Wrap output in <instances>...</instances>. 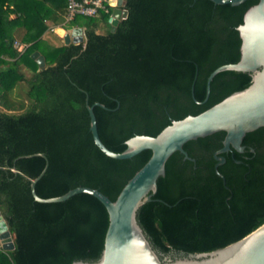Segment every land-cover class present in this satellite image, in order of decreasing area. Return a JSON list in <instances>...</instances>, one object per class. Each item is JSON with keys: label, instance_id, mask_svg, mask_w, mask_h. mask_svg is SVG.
<instances>
[{"label": "trees", "instance_id": "obj_1", "mask_svg": "<svg viewBox=\"0 0 264 264\" xmlns=\"http://www.w3.org/2000/svg\"><path fill=\"white\" fill-rule=\"evenodd\" d=\"M258 1L125 0L129 14L115 31L109 14L91 17L109 25L102 31L84 16L66 23L68 0H0V99L12 100L23 83L31 100L19 114L11 112L22 103L0 110V210L15 243L11 251L0 247V264L100 258L109 225L105 205L88 193L38 202L31 180L48 164L36 183L39 196L88 186L115 200L152 151L128 159L106 155L90 129L87 98L90 105H106L94 108L100 137L122 152L131 137L156 136L172 120L197 115L248 87L250 73L223 71L205 101L211 72L239 61L237 27ZM57 26L83 27L86 42L54 44L45 34ZM16 42L25 49L18 50ZM37 51L46 60L41 69L33 58ZM225 135L187 142L184 149L195 162L175 152L153 200L139 209L138 220L158 252L174 259L210 252L264 223V127L247 133L244 153L224 154L226 163L218 170L226 184L214 157Z\"/></svg>", "mask_w": 264, "mask_h": 264}, {"label": "water", "instance_id": "obj_2", "mask_svg": "<svg viewBox=\"0 0 264 264\" xmlns=\"http://www.w3.org/2000/svg\"><path fill=\"white\" fill-rule=\"evenodd\" d=\"M216 4L239 5L247 0H212ZM125 0H110L113 7L109 17L111 30L115 31L120 21L128 17L124 8ZM240 38V59L235 63L219 66L211 72L207 80L208 99L211 83L215 76L223 71L250 73L251 84L235 91L220 102L197 115H187L179 120H172L156 136L139 134L126 141L122 152L109 149L102 141L94 108L105 104L96 102L87 108L90 116V129L95 144L109 157L128 159L142 152L151 150L152 154L146 164L126 183L118 197L112 200L97 188L79 186L63 195L43 198L36 192V183L44 175L48 164L35 179L31 180L32 194L41 203H56L68 200L79 193H88L98 198L107 208L109 225L105 236L104 249L97 261L76 260L71 264H264V223L241 239L210 252L194 253L172 258L158 252L150 242L145 230L138 220V211L153 200L158 192V180L166 175V163L175 152L184 154V158L196 161L184 149V145L198 138L207 137L216 132H225L223 146L215 151L216 170L226 163L225 153L236 150L244 153L243 141L247 133L264 127V0L250 6L244 14L243 22L237 27ZM55 33L62 38L65 45L86 42L85 29L73 27L66 29L58 26ZM40 69L45 67V57L35 52ZM194 96V85L192 87ZM195 97V96H194ZM254 152L255 149L251 148ZM43 157L47 158L44 153ZM48 161V159H47ZM240 162V161H238ZM0 247L11 251L15 249L12 233L0 210Z\"/></svg>", "mask_w": 264, "mask_h": 264}, {"label": "built area", "instance_id": "obj_3", "mask_svg": "<svg viewBox=\"0 0 264 264\" xmlns=\"http://www.w3.org/2000/svg\"><path fill=\"white\" fill-rule=\"evenodd\" d=\"M101 12L109 14V17L112 15L113 7L110 5V0H68L65 21L68 23L77 16L96 17ZM16 47L20 51L25 49V45L19 42H16Z\"/></svg>", "mask_w": 264, "mask_h": 264}, {"label": "rangeland", "instance_id": "obj_4", "mask_svg": "<svg viewBox=\"0 0 264 264\" xmlns=\"http://www.w3.org/2000/svg\"><path fill=\"white\" fill-rule=\"evenodd\" d=\"M88 18L94 19V21L97 22L99 29L102 31H105L109 27V25L105 21H103V19L101 18H91V17H88ZM51 35L57 39L54 33H52ZM13 94H14V98H12V100H8L5 98L0 99V110H4L3 108H7V107L17 108V106L22 103L23 108L20 107L18 110L11 112V113L19 114V113L24 112L30 107L31 100L28 98L26 94L23 83H21L20 87H17L15 90H13Z\"/></svg>", "mask_w": 264, "mask_h": 264}, {"label": "crops", "instance_id": "obj_5", "mask_svg": "<svg viewBox=\"0 0 264 264\" xmlns=\"http://www.w3.org/2000/svg\"><path fill=\"white\" fill-rule=\"evenodd\" d=\"M58 27V26H57ZM57 27H54V32H55V29L57 28ZM51 30V31H52ZM51 31H48L46 34H45V37L47 38V39H49L51 42H53L54 44H57V43H59V40L60 41H62V38H60L56 33V35H57V39L56 38H54L51 34H52V32ZM63 42V41H62ZM21 86V83H18L17 85H16V87L14 88V90L17 88V87H20ZM12 95H13V97H14V94H13V92H12Z\"/></svg>", "mask_w": 264, "mask_h": 264}]
</instances>
